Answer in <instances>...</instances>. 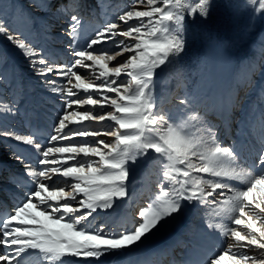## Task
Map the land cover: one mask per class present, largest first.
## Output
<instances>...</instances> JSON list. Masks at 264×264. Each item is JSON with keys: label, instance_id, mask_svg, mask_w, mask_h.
Masks as SVG:
<instances>
[{"label": "snow or ice", "instance_id": "1", "mask_svg": "<svg viewBox=\"0 0 264 264\" xmlns=\"http://www.w3.org/2000/svg\"><path fill=\"white\" fill-rule=\"evenodd\" d=\"M247 2L258 3V14H264V0ZM209 6L210 0H131L87 38L81 36L79 4L65 6L62 12L71 11L64 29L70 63L14 32L0 15V34L61 101L43 142L32 133L0 128V137L29 146L37 165L25 164L32 189L0 217V264H65L68 257L127 253L179 214L184 202L212 205L210 215L222 222L207 227L225 245L185 264H264V109L249 116L259 135L248 164L235 143L218 138L217 125L200 112L195 96L185 94L178 98L180 107L168 108L170 101L155 94L156 70L185 49L186 16L206 19ZM18 113L14 100H0V115ZM89 121L110 123L100 128L84 123ZM150 154L159 172L157 191L134 226L121 224L122 230L112 232L105 224L93 227L98 210L130 199L129 165ZM15 158L24 161L19 154Z\"/></svg>", "mask_w": 264, "mask_h": 264}, {"label": "bare ground", "instance_id": "2", "mask_svg": "<svg viewBox=\"0 0 264 264\" xmlns=\"http://www.w3.org/2000/svg\"><path fill=\"white\" fill-rule=\"evenodd\" d=\"M41 1H42V3H46L45 2L46 0H41ZM211 1L212 0H210V3H211ZM244 1H246V0H227V6L229 7V11H231V15L230 16H228V15L223 16L222 19H224V20H219V19H216V18H215L216 20H212V17H216L214 15L213 11H209V14H208V16H207L206 19L205 18H201L199 15H195L192 18V23H190L188 25V30L191 31L192 33L188 36V39L186 41V46H185L184 51L186 49L188 50V48H190L189 45H191L192 43H193V45L191 46L190 49H194L196 47V40L199 39V38L200 39L201 38H207L211 34V32H212L213 29L219 28V26L225 28L222 31V33L224 34V37L225 38L229 39L228 42L229 43L231 42V44L234 45V47L236 48V53L237 54L236 53H234L236 55H234L232 53L230 54L231 51L229 52L227 50V48H226L227 45L224 43L225 40L222 39V38H220V36L218 37L217 35H214L213 37H211L212 39L209 40L206 43V45L204 46V48H203V51H204L203 52V54H204V63H206L207 66L209 67L207 73L204 74V75H207V79H205V83H201L202 81L201 82L199 81L201 84H203V87L199 83V85L197 86L198 88L192 94V96H195L197 98V106H198L200 112L205 115V118L208 121H210L212 124L217 125V133H218L219 139L221 141H226V143H228V144L229 143L230 144L231 143H235L236 147L239 149V151L241 153V156L242 157L245 156V160H247L248 163H252V161L255 159V146H254V144H252V145L250 144V146H248L249 143L247 142L250 139V136H251V135L249 136V127H250V124H249V116H250V109H251V105L250 104H253L254 103V101L253 102L251 101L252 99L253 100L257 99V109H256L257 113L260 112L262 109H264V104L262 102L264 100V95H263L264 91H262V88L263 87H262V83H261L262 79L264 78V62H263L262 65L260 64L261 60L264 59V53H263L262 56H260V53H259V51H262L261 49H263L262 47H263V44H264V34L260 37L261 38L260 39L261 41L259 42V44L258 45H255V40H253V39H254V36L256 34V32L254 31L256 28L253 27V24H251L252 25V27H251V25H249V21L248 22H245L246 23V26H244L243 24H241L242 21H238L237 23H234L235 24L234 28L228 26L229 25L228 23H231L232 24V22H234L235 20L238 19V14L237 13L240 11V9H241L240 6H241V4ZM78 2H79V13L83 16V26H82V30L84 32L88 33V29H87V25H86L87 23H86L85 17L89 15V13L87 11L89 8L87 10H85L86 7H87L86 4H85L86 1L84 2V0H78ZM48 3L50 5L51 2L49 1ZM89 4L92 5V1ZM11 5L13 6V4H11ZM44 5L45 4H43V6ZM49 13L47 12V14H49ZM253 13H256V12H253ZM47 14H46V16H47ZM215 14L217 15V13H215ZM255 16H257V13H256ZM55 17H56V15H55ZM251 17H252V15H251ZM262 17H260L261 20H262ZM245 18L246 17H244V20H245ZM24 24H25V22H24ZM257 24L254 25V26H258ZM257 29H260V28H257ZM263 30H264V28H263ZM91 32L92 31L90 30L88 36L91 35ZM213 33L219 34L218 31H214ZM225 35H228V37L225 36ZM228 45H230V44H228ZM11 47H12V45H11ZM2 48H4V44L2 45ZM228 49H230V48H228ZM7 50L10 53V57L14 58L15 56L9 50V48ZM196 50H194V51H196ZM247 50L250 51V52H252V53H254V54H256V57H260V59H258L256 61L253 58L247 57V58H243V59H241V60L238 61L237 58H238L239 53L240 54H244V53L247 52ZM184 51L180 55L175 56V57H172L170 59L171 62H169L163 69L160 68V72L161 71H165V70L171 68L172 67V62H175L176 59L179 58L184 53ZM234 51L235 50H233V52ZM51 54L54 55L53 52H51ZM186 55H188V54H186ZM1 57H0V59H1ZM23 58H25V57L23 56ZM198 59H200V57H198ZM201 59H203V58L201 57ZM68 61L71 62L72 59L70 58ZM182 61H184V60H182ZM185 61H187V60H185ZM184 63H186V62H184ZM0 64H1V61H0ZM182 66H181V68H182ZM178 68L180 69V67H178ZM255 69H261L262 72L260 73V76H259L260 78L259 77L256 78L253 75V72H254ZM177 71H179V70H177ZM203 73H205V72H203ZM203 73H202V75H203ZM156 77H158V76H155V78ZM159 77H161V75ZM253 78H255L257 80V82L254 84L253 88L249 91V94L250 95H248L247 101L243 105L242 112H237L238 111L237 108L239 107V102H240L241 105L243 103V101L241 99L242 98V95L245 94L244 91L251 86V82H252V79ZM160 80H159V82L161 83ZM168 82L169 81L167 80V83ZM155 83H156V79H155ZM164 83H166V82H164ZM9 85H10V83H8L6 85V87H2L5 90V92H3V90L1 91V89H0V92L1 93H5V94H8L7 97L10 98L8 100H10V101H13L14 100L16 102V99L18 98V95L20 94L19 93V88H16V85L17 84H15L14 86H11V87H9ZM162 85H164V84H162ZM170 86H171V84H170ZM43 87H44V84H43ZM185 88H189L190 89V87H185ZM175 89H173V90H175ZM184 89H182V90L184 91ZM191 89H193V88H191ZM157 90H159V89L157 88ZM164 91H162V92H164ZM155 92H156V90H155ZM177 93H180L181 94L182 92H177ZM155 94H157V93H155ZM158 94H159V91H158ZM164 98L167 101H170V103H166V105H165L166 107H168V108H172L173 106L180 107L178 105V99L173 97L172 89L165 91ZM31 99L32 98L30 97V95L27 94L26 100H25L26 104H27V101L28 100H31ZM3 101H5V100L3 99ZM22 102H24V101H22ZM54 102L55 103L58 102L59 105L61 106V101L60 100H56ZM54 102H51V106H50V108L52 107V109H51L52 112H48V111L42 109V111H40V114L39 115H38V113H36L37 116L33 114L34 110H30L28 106L22 108L25 103H23L20 106L17 105L18 108H19V113L18 114H16V115H0V128L13 129L16 126V125L13 124V122L18 121L17 119H19V120H21V124H20L21 126L18 127V131H19L20 134L27 135V134L30 133V129L31 128H33V127H40L41 125H44L45 127L47 125L49 127V130H48L47 127H46V129H47V131L50 132L51 131V126L53 124L52 122L55 119L53 115H54V113H55V115H57V113H58V111H56V109L53 107L54 106ZM33 103H34V101H33ZM41 106H42V104H41ZM85 107H87V106H85ZM51 113H53V115ZM23 121H25V124L26 125L23 124ZM42 121L44 123H42ZM50 121H51L52 124L50 123ZM84 123L87 124L90 127L106 128L110 122H103V123H101V122H96V121H89V122H84ZM255 132H257V131H255ZM16 154H19L22 157H24L25 154H28L31 161L34 160V159L32 160V155L35 156L34 153H33V150L29 146L20 144L19 142L15 141L13 139H8V138L0 137V176H1V178H0V184H3L4 185V188L6 190L5 192L0 193V201L3 202L4 204H7L8 206H10V208H11L12 211L14 210V208L17 205H19L18 204V200H17L18 197H21L23 199V197L25 196V194L29 192V191H26L25 188H23V187L20 188L19 187V185H21V183L19 182L20 178H22L23 176H25L24 175V173H25V164L26 163L29 164V162H27V160H26L25 157H24V161L23 162L18 161L15 158V155ZM30 164H29V166L30 167H33ZM154 170H156V169L154 168ZM156 171H158V170H156ZM136 175H137V173H136ZM145 175L146 176L144 178H142V180L143 179L144 180L143 181H140V182H143L144 183V186H145L144 189L146 190L147 194L145 195V191L144 190L143 191L142 190L141 191L138 190L136 192V195L134 196V198L132 200V203L135 202V201H136L135 203H137V206H136L135 209H138V208L141 209L142 207H144L148 203V201H149V199H147V198H150V196L152 194H154V191L152 189V186L149 184L150 182L148 183V181H149L147 179L148 174H145ZM141 177H143V176H141ZM13 180H16L17 181V185H14L13 184V182H14ZM155 186H156V184H155ZM16 187H18L20 189H17ZM1 189L2 188H0V190ZM155 190H156V188H155ZM10 191L15 192L16 194H12L13 192L10 193ZM131 196H132V194H131ZM116 204H117V201L115 202L114 207L112 209H108L106 211H99L98 210V213L96 214V218L95 219H99L100 223H102V224L111 225V228H114L115 227L116 231H118V228H120V225L121 224L126 225V228L130 230L134 226L133 219L129 217V214L126 213V211H123L122 210V207L116 206ZM141 204H143V205H141ZM205 207H207V206H205ZM210 207H211V205H210ZM203 209H204V207H203ZM203 209H201V210L203 211ZM204 210H206V209H204ZM207 210L208 211H211L209 209H207ZM104 212H106V214L103 216V213ZM205 212H207V211H205ZM190 215L191 214H189L188 219L185 221V223L181 224V223H178L179 222L178 221V222H176L174 224V231H168L167 232V234L165 235L166 237L164 236L165 238H163V239H166L165 241H163V239H161L163 242H158L159 240H157V241H155V242H153L151 244L148 243L149 245H146V247L144 248V250L141 251L140 253H130V254L128 253L127 258H125L124 261H119V259L118 260H115V259H109V258H106L108 260H102L100 258L99 259H95V258H93V259H83L82 257H68L66 259L65 264H142V262L144 260H146V258H149L151 256H155V252L158 249H161L162 250V258H163V263L162 264H178V263L179 264H185V262L187 260H189V259H191V260L201 259L206 254L205 253H202L201 248H200V245L201 244H199V242L195 238V236H198V235H195V236L192 235V233H193L192 232V225H190V224H192L193 221H192V217ZM185 216H186V214H185ZM210 217L215 218V216H212V215ZM185 219H186V217H185ZM197 219H199V218H197ZM197 219H196V221H198ZM204 219H205V217H204ZM206 220L208 221V216H207V219ZM95 222L98 223L97 221H95ZM95 222H94V224H95ZM167 222H168V220L165 221L160 227H158L157 229L153 230V232L150 233V234H155L156 232H158L159 229L161 227H163ZM201 224H200V226H201ZM205 224H206V222H205ZM198 225H199V223H198ZM163 229H164V227H163ZM205 239H207V238L205 237ZM218 240H219V238H218ZM188 242H190L191 245ZM187 243L191 247L190 248H187L186 251H184V252L181 251L180 250L181 249V246L180 245H182V244L187 245ZM176 244H177L178 249L180 250V252L178 253V258L172 259V262L170 263V262L167 261L168 258H166L168 256V248H167V246L168 247H172V246H174ZM0 249H2V246H0ZM214 250H215L214 248H212L211 246H209L208 252L209 251L211 252V251H214ZM3 251H4V249L0 253L3 254ZM192 251H196L198 253V257L197 258L195 257V255H192ZM157 264H160V263H157Z\"/></svg>", "mask_w": 264, "mask_h": 264}, {"label": "rangeland", "instance_id": "3", "mask_svg": "<svg viewBox=\"0 0 264 264\" xmlns=\"http://www.w3.org/2000/svg\"><path fill=\"white\" fill-rule=\"evenodd\" d=\"M49 1L51 2L50 5L48 3ZM91 1H92V5L89 4ZM212 1L210 3V6H209V11H213L214 15L216 16V17H212V20H216V19L224 20V19H222L223 16H225V15L230 16L231 15V11H229V7L227 6V0H212ZM45 2L46 3H42L41 0H0V15L5 16L6 20L9 23L10 28L14 32H16L18 34H21L23 38H25L28 41H31L38 48H42L45 52H48V53L53 52L54 53L53 56L59 58V62H61V63H70L68 60L70 58L71 59H73V58L70 55V50L68 49L69 39L64 34V29L67 27V25L69 23L68 16L71 14V11H69L68 13H64L60 9L61 8H64L65 6H67L69 9H71V6L73 4H75V3H78L79 4V2H78V0L77 1L76 0H73V1L72 0H46ZM84 2L86 4V6H87L85 10H87L89 8L87 10L88 13H89V15L85 17V20H86V23H87L86 25H87L88 33L84 32L82 30L81 36L83 38H87L88 35H89L90 30L92 31L91 32V35H92L96 29H99L105 23L106 20L112 18L113 16H115L116 14H118L122 10H124L130 4L131 0H102V2H101V0H84ZM11 4H13V6ZM43 4H45V5L43 6ZM240 7H241V9L239 11L240 13L239 12L237 13L238 14V19L235 20L234 22H232V24L231 23H228L229 24L228 26L234 28V26H235L234 23H237L238 21H242L241 24H243L244 26H246V23L245 22H248L249 21V25L253 24V27L256 28L254 31L256 32L257 35L255 34L253 40H255V45H258L259 42L261 41L260 40L261 39L260 37L264 34V30H263V28H264L263 27L264 26V14H262V15L259 14L258 15V13H259V4L255 3V4H251L250 5L247 2V0L244 1L241 4ZM253 9H256V11H253ZM47 12L48 13L49 12L50 13L52 12V13L51 14L50 13L47 14ZM253 12H256L258 17L255 16L256 13H253ZM215 13H217V15ZM46 14H47V16H46ZM55 15H56V17H55ZM251 15H252V17H251ZM244 17H246L245 20H244ZM260 17H262V20L260 19ZM24 22H25V24H24ZM190 23H192V18H189V17L186 16V18H185V31H184V36H185L186 41L188 39V36L192 33L191 31L188 30V25ZM256 24L258 26H254ZM251 27H252V25H251ZM257 28H260V29H257ZM224 29H225L224 27L219 26V28L213 29L212 32H211L212 35L210 34L207 38H201V39L199 38V39H197L199 42L196 40V47L194 49H190L191 46L193 45V43L191 45H189L190 48H188V50L186 49L184 51V53L179 58L176 59L175 62H172V67L171 68L172 69L174 68L173 70L171 68H169V69H167L165 71H161V72H160V68L156 70V75L155 76H158V77H156V78L154 77V83H155V79H156V83H155V85H156L155 86L156 92L155 93H157L156 96L158 98L164 97L165 91L166 90H171V89H172L173 97L174 98H177V99L179 97H182L183 94L185 95L188 91L190 93L188 92L187 94L188 95H192L196 91V89L198 88L197 86L199 85V83L201 81H202L201 83H205V79H207V75H204V74L207 73L209 67L207 66L206 63H204V54H203L204 51H203V48L206 45V43L209 40L212 39L211 37H213L214 35H217L218 37L220 36V38H222V39L225 40L224 43L227 45L226 46L227 50L229 52L231 51L230 54L231 53L232 54L236 53V48L234 47V45H232L231 42L229 43L228 42L229 39L225 38L224 37V34L222 33V31ZM214 31H218L219 34L213 33ZM225 36L228 37V35H225ZM83 38L80 39V43L81 44L84 43V39ZM117 39H123V38L122 37H117ZM3 44H4V48H2V45ZM228 44H230V45H228ZM0 45H1L0 46V54H1L0 57L2 56L1 59H0V61H1V64H0V73H3L4 76H5V79L3 81H0V89H1V91L3 90V92H5V90L2 87H6V85L8 83H10L9 87L14 86L15 84H17L16 85V88H19V93H20L18 95V98L16 99V103H17L18 106L22 105L23 103L26 104L25 100H26V96L28 94V95H30V97L32 99L31 100H28L27 101V104L26 105L24 104V106L22 108L28 106L30 110H34V112L32 111L34 115H36V113H38V115H39L40 114V111H42V109H44V110H46L48 112H52L51 111L52 107L50 108L51 102H54L56 100H59V98L56 95L52 94L50 91H48V89L45 86L43 87V83L41 82L40 78L38 76H36L33 73L32 69L29 67V64L27 62L28 60L26 58H23V55L21 54L20 50L12 42H10L3 34H0ZM11 45H12V47H11ZM8 48L14 54V56H15L14 58L10 57V53L7 50ZM228 48H230V49H228ZM262 48H263V49H261L262 51H259L260 56H262L263 53H264V44H263V47ZM194 50H196V51H194ZM233 50H235V51L233 52ZM186 54H188V55H186ZM236 54H234V55H236ZM125 55H128V54H125ZM198 57H200V59H198ZM201 57L203 59H201ZM247 57L253 58L256 61L258 59H260V57H256V54H254V53H252V52H250V51L247 50V52L244 53V54H240L239 53L237 60L239 61V60H241L243 58H247ZM182 60H184V61H182ZM185 60H187V61H185ZM170 62H171V60H170ZM184 62H186V63H184ZM263 62H264V59L261 60L260 64L262 65ZM166 65L162 66L161 68L163 69ZM181 66H182V68H181ZM178 67H180V69ZM177 70H179V71H177ZM78 71L81 72V73H83L86 70H84V69H78ZM13 72L15 73V79L13 77ZM203 72H205V73H203ZM261 72H262L261 69H255L254 72H253V75L257 78V77L260 76V73ZM202 73H203L204 76L202 75ZM160 75H161L162 78L159 77ZM158 79L161 81V83L159 82ZM167 80L169 81L168 83H167ZM98 82L99 81H97V83ZM164 82H166V83H164ZM256 82H257V80L255 78H253L252 79V82H251V86L244 91L245 94H243L242 95V98H241L242 101H243V103L241 105L240 102H239V107L237 108V110H238L237 112H242L243 105L247 101L248 95H250L249 94V91L253 88V86H254V84ZM21 83H22V86H23L22 89H21ZM169 83L171 84L172 87L170 86ZM261 83H262V87H263L262 88V91H264V78L262 79ZM162 84H164V85H162ZM201 85L203 87V84H201ZM185 87H190V89L189 88H185ZM157 88L159 90H157ZM191 88H193V89H191ZM173 89H175V90H173ZM182 89H184V91ZM158 91H159V94H158ZM162 91H164V92H162ZM177 92H182V93L180 94V93H177ZM263 95H264V93H263ZM7 96H8V94L1 93L0 92V100H3L4 99L6 102L10 101V100H8L10 98H8ZM110 96H114V95L113 94H110ZM22 101H24V102H22ZM33 101H34V103H33ZM35 101L36 102L38 101V102L36 103ZM251 101L252 102L254 101V103L253 104H250L251 105L250 114L257 113V111H256V109H257V99H255V100L252 99ZM262 102L264 104V100ZM41 104H42V106H41ZM57 104H58V102H56V103L54 102V106L53 107L55 109H56L55 105H57ZM106 110H111V109L110 108H107ZM56 111L59 112L58 109ZM51 114L53 115V113H51ZM53 116H54V118H56L55 116H57V115H55V113H54ZM17 120L18 121L13 122V124L16 125V126L12 130L15 129L19 133L18 127L21 126L20 125L21 124V120H19V119H17ZM50 123H51V121H50ZM23 124H24V121H23ZM255 131H257V132H255ZM258 135H259V129L258 128H252L250 126L249 127V136H250V139L249 140L247 139L248 140L247 142L249 143L248 146H250V144L251 145L254 144V146H256V136H258ZM103 138H104V140L106 142L113 140L112 137H103ZM75 139L77 141H79L81 138H75ZM89 139H91V138H89ZM222 142L225 145L228 144V143H226V141H222ZM61 143H67V142H61ZM151 158L153 159L152 155L150 154L149 157H147L145 159H139L138 160L139 162L137 161V163L130 164L129 165V167H130L129 177L131 179L129 178V181H128V192L130 194L129 195L130 199L125 198L123 200H118L117 201V204H116V206L122 207V210L123 211H126V213L129 214V217L133 219V222L134 223H135V218H136L137 213L140 210V208L135 209L136 206H137V203H135L136 201L132 203V200H133V198L136 195V192L138 190H140V191L141 190L142 191L144 190L145 191V195L147 194L146 190L144 189V187H145L144 186V183L143 182H140V181H143L144 180V179L142 180V178H144L146 176L145 174H148V176H147V179L149 180L148 183L150 182L149 184L152 186V189H153L154 193L157 191V188H156L155 184L157 183V178H158L157 176L159 175V172L156 171V170H158V168L156 166H153L152 165V161H151L152 159ZM244 158L245 157H243V159ZM95 159H98V158H95ZM32 160L33 161L27 160V162H29V164L31 163L30 165L33 166V168H35L37 166L36 165V156H33L32 155ZM71 163H73V162L70 161L69 164H71ZM154 168L156 170H154ZM136 173H137V175H136ZM141 176H143V177H141ZM0 178H1V176H0ZM154 187L156 188V190H155ZM0 188H2L0 190V193H3V192L6 191L3 184H0ZM16 188L18 189V187H16ZM11 192H13V191H10V193ZM131 194H132V196H131ZM24 197H23V199H24ZM147 199H149V198H147ZM211 199L212 198H210L209 200L211 201ZM141 205H143V204H141ZM210 205L211 204L205 205L208 208L205 207V206H203L204 209H206V210H204L203 207L202 208H201V206L199 207L196 202H193L191 204H189L187 202H184V207L182 208L181 212L179 214L175 215L174 217L168 219V222L163 226L164 229H163V227H161L159 229V231L156 232L155 234H148L147 238L144 239L142 243H140L136 247H133L127 253H116V252H114L112 254H108V255L101 256L100 259H102V260H108L106 258H109V259H115V260H118L119 259V261H124L125 258H127L128 253L129 254L130 253H140L141 251L144 250V248L146 247V245H149V244H151V243H153V242H155L157 240H159L158 242L165 241L166 239H163V238L166 237L165 235L167 234V232L168 231H174V224L176 222H178V221H179L178 223H181V224L185 223V221L188 219L189 214H191L190 216L192 217V221H193V223L190 224V225H192V232H193V233L192 232L191 233H192L193 236L198 235V236H195V238L197 239V241L199 242V244H201L200 245V248H201L202 253L207 254V252L209 250V246H211L212 248H214L216 251L217 250H221L222 247H224L225 245H222L221 244V238H220L218 232L212 231V230H210L207 227V225L209 223L216 224V223L222 222L220 217H215V218L210 217L211 216L209 214L210 211L207 210V209L211 210L212 205H211V207H210ZM201 209H203V211ZM205 211H207V212H205ZM105 214H106V212L103 213V216ZM185 214H186V216H185ZM184 216L186 217V219H185ZM207 216H208V221L206 220L207 219ZM204 217H205V219H204ZM197 218H199V219H197ZM196 219L198 221H196ZM95 221H97L98 223H96ZM94 222H95V224H94ZM205 222H206V224H205ZM198 223H199V225H198ZM99 224H102V223H100L99 219H95L92 222L93 227H95L96 225H99ZM200 224H201V226H200ZM107 226H108V228L106 229V231H109V232H112L113 230L116 231L115 227L114 228H111V225H107ZM120 230H122V229L121 228H118V231H120ZM205 237L207 239H205ZM218 238H219V240H218ZM161 239H163V241ZM187 248H188V246L187 247L186 246H182L183 251H186ZM2 250H3V246H2V249H0V252ZM3 254H4V251H3ZM192 255H195L196 258L198 257V253L196 251H192ZM84 259H86V258H84ZM87 259H93V258H87Z\"/></svg>", "mask_w": 264, "mask_h": 264}]
</instances>
